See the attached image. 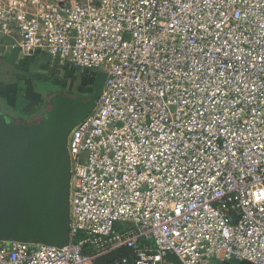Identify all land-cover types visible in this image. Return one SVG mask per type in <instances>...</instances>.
<instances>
[{
	"label": "built area",
	"instance_id": "2783aa9c",
	"mask_svg": "<svg viewBox=\"0 0 264 264\" xmlns=\"http://www.w3.org/2000/svg\"><path fill=\"white\" fill-rule=\"evenodd\" d=\"M0 33L105 73L67 138V245L0 264H264V0H0Z\"/></svg>",
	"mask_w": 264,
	"mask_h": 264
},
{
	"label": "water",
	"instance_id": "95a60500",
	"mask_svg": "<svg viewBox=\"0 0 264 264\" xmlns=\"http://www.w3.org/2000/svg\"><path fill=\"white\" fill-rule=\"evenodd\" d=\"M104 79V72L95 73L89 95L53 96L34 121L14 118L0 109V246L11 241L67 245V138L93 109Z\"/></svg>",
	"mask_w": 264,
	"mask_h": 264
},
{
	"label": "crops",
	"instance_id": "0c3cea01",
	"mask_svg": "<svg viewBox=\"0 0 264 264\" xmlns=\"http://www.w3.org/2000/svg\"><path fill=\"white\" fill-rule=\"evenodd\" d=\"M20 43L18 34L0 33V109L14 118L30 122L41 117L53 96L69 94L66 89H71V84L61 82L62 86L59 87L65 88L66 92L45 86L50 79H60L63 75H56L55 68H63L65 72L69 65H57L46 52L25 53ZM69 68L74 69L71 66ZM213 264L253 263L244 260H216Z\"/></svg>",
	"mask_w": 264,
	"mask_h": 264
},
{
	"label": "rangeland",
	"instance_id": "374dc122",
	"mask_svg": "<svg viewBox=\"0 0 264 264\" xmlns=\"http://www.w3.org/2000/svg\"><path fill=\"white\" fill-rule=\"evenodd\" d=\"M59 65V64H57ZM59 66H62V65H59ZM58 66V67H59ZM72 67V66H71ZM55 74L57 75H62L61 78L59 79L58 77H54L52 79H50L47 83H46V87L48 89H57L58 91H63L65 90V88L63 89L62 87H59V86H62L61 85V82H63L64 84H71V89H66L67 92H69L70 95H78L79 91H85V87L90 85V83L93 82V78L91 76V72H87V71H84V72H81L79 71L78 69L76 68H69L68 66V69H66V71L64 72V69H59V68H55ZM84 82H87L88 84H81V83H84ZM41 84H45V83H41ZM63 91V92H66ZM88 90V88H87ZM92 92V86L89 87V92L88 93H91Z\"/></svg>",
	"mask_w": 264,
	"mask_h": 264
},
{
	"label": "flooded vegetation",
	"instance_id": "af4514ba",
	"mask_svg": "<svg viewBox=\"0 0 264 264\" xmlns=\"http://www.w3.org/2000/svg\"><path fill=\"white\" fill-rule=\"evenodd\" d=\"M91 76H92V78H93L94 73H92ZM81 84H83V85L86 84V85H87L88 83H87V82H84V83H81ZM91 86L93 87V82L90 83L89 87H91ZM89 87L86 86V87H85V89H86L85 91H83V90H82V91H79L78 95H89V94H91V93H88V92H89ZM87 88H88V90H87Z\"/></svg>",
	"mask_w": 264,
	"mask_h": 264
},
{
	"label": "trees",
	"instance_id": "16d2710c",
	"mask_svg": "<svg viewBox=\"0 0 264 264\" xmlns=\"http://www.w3.org/2000/svg\"><path fill=\"white\" fill-rule=\"evenodd\" d=\"M92 73V72H91ZM95 75V74H94ZM94 77V76H93ZM93 89V88H92Z\"/></svg>",
	"mask_w": 264,
	"mask_h": 264
}]
</instances>
